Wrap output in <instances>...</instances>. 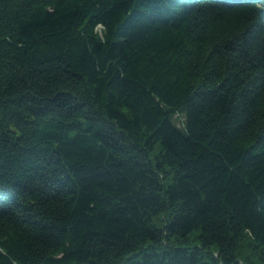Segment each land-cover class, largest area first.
I'll use <instances>...</instances> for the list:
<instances>
[{
    "label": "trees",
    "instance_id": "obj_1",
    "mask_svg": "<svg viewBox=\"0 0 264 264\" xmlns=\"http://www.w3.org/2000/svg\"><path fill=\"white\" fill-rule=\"evenodd\" d=\"M0 264H264V0H0Z\"/></svg>",
    "mask_w": 264,
    "mask_h": 264
}]
</instances>
